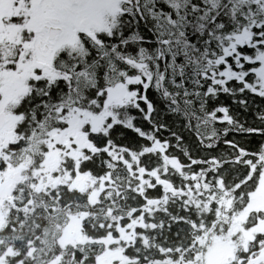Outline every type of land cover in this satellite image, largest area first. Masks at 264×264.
I'll list each match as a JSON object with an SVG mask.
<instances>
[{
    "label": "snow or ice",
    "instance_id": "1",
    "mask_svg": "<svg viewBox=\"0 0 264 264\" xmlns=\"http://www.w3.org/2000/svg\"><path fill=\"white\" fill-rule=\"evenodd\" d=\"M0 264H264V0H0Z\"/></svg>",
    "mask_w": 264,
    "mask_h": 264
},
{
    "label": "rangeland",
    "instance_id": "2",
    "mask_svg": "<svg viewBox=\"0 0 264 264\" xmlns=\"http://www.w3.org/2000/svg\"><path fill=\"white\" fill-rule=\"evenodd\" d=\"M220 254H222V250L217 251V255H220Z\"/></svg>",
    "mask_w": 264,
    "mask_h": 264
}]
</instances>
